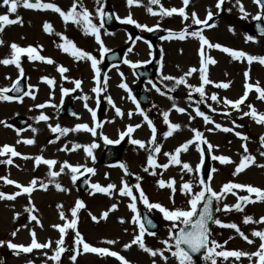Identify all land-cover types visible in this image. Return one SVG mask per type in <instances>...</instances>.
<instances>
[{
	"label": "rangeland",
	"instance_id": "374dc122",
	"mask_svg": "<svg viewBox=\"0 0 264 264\" xmlns=\"http://www.w3.org/2000/svg\"><path fill=\"white\" fill-rule=\"evenodd\" d=\"M42 2H55L58 6L65 10L71 4V0H42ZM82 2L89 8V10H93V8H95V0H82ZM108 2L111 3L116 13L121 17H125L129 12H131L133 18L141 24L154 26L158 23L157 17L146 11L148 0H143L142 6H132L131 8L126 5V0H107V3ZM240 2L245 11L249 14L247 18H242L239 6L236 4V0H225L221 6V10L224 13L235 15L236 18L231 17L232 21H234V19L240 20L239 24H241V26L237 27L239 32H237L238 34L236 33L235 37H232V35L234 36V33L228 31L227 27L223 26V23L220 24L223 19L222 16H220L221 18H219L217 22V27H214L211 30L207 29L203 35L208 38L210 42L217 40V43L223 44V46H229L233 50L242 49L251 55L264 56V36H255L251 32L244 29V27L253 20L252 17L260 12V8L258 5H254L253 0H240ZM160 3L165 4L166 1L160 0ZM211 3L215 5V0H211ZM254 7H256V9ZM228 9H231V11L229 12ZM6 11L7 9L5 7H0V14H5ZM216 13L217 11L214 14ZM17 14L22 17L23 24L6 26L4 32L0 34L5 41V44L0 46V58H4L9 53L10 49L8 45L12 42H16L21 46L37 44L42 46L43 51L49 50V52H52L50 49H47V47L50 48L53 44L51 37L53 36L54 38H57V36L54 34L49 35L43 32L42 24L45 21L50 22L55 31L63 32L64 34H68L71 31H80L71 22L67 25H62V19H60V16L51 10H29L19 7L18 12L16 14H12L10 18H15V15ZM261 20L264 22V18ZM64 26L65 28H63ZM142 32L145 33L144 36H146L147 31L142 30ZM220 34H222L223 37H221ZM245 34L252 35L254 37V41L246 42ZM108 36V40L104 41L106 46H111V48L119 47L120 45L127 46V48L133 47V51L131 53H128L127 49L126 53L131 58H135L133 59L134 61L139 58L138 55L141 52L143 53L144 60L148 59L150 53L152 54L153 49L148 47V44L144 42V38L142 39L143 41H137L136 46H132V44L126 40L123 30H117L115 33L108 34ZM176 41L177 39L172 40L171 42L167 41L161 43L163 48H167L165 49L166 52L163 51L165 55H163L164 66L162 72L165 75L179 77L189 68L199 67V57L197 52L198 39L187 37V40L184 42ZM92 44L94 45L93 42ZM208 51V55H211L217 61L215 65L208 66L209 78L214 83H231L227 90L216 88L214 84L206 85L205 93L207 99L206 103L200 104V109L207 115L211 116L215 123L221 124L222 127H233V120H235L237 124L242 125L243 127L236 129V131H240L249 137L247 147L249 152L256 157V164L249 166L244 171L245 173L242 172L236 176H232L231 173L234 171L235 164L222 165L219 161H214L211 157L212 155H226L230 157L232 161L238 163L243 154L241 144L244 142L241 141L240 138L236 137L234 132H224L222 130L209 132L208 129L214 128V124L205 125L203 118L201 117H196L195 119L189 121L187 114H179L174 109L170 112L169 119L172 123L181 124V128L175 131L171 137L165 139L163 137V133L167 131V125L163 123L162 112L171 108L172 101L167 98V95H160L154 88L147 86L150 93L153 95L154 103L149 108H144L143 110L157 128V142L162 145L161 153L156 156L157 163H166L167 158L163 155V152H171L175 149V147L179 146V144L192 138L194 133L190 129L195 128L203 132L204 136L211 144L218 146L209 153V173L213 175L211 186L214 190L219 191L222 185L229 181L249 184L254 187L264 189V168L257 166L259 164H264V157L259 154L260 151H264V149L260 147L259 143V137L264 135V125L255 123V121L250 117L240 119L239 112L231 109L230 106H225L222 102L217 104L210 99V96L213 93H216L218 98L221 99L228 98L235 100L242 96L244 92L245 71L249 72L248 82L255 83L256 81H259L260 86L264 87V65H261L258 61H254L249 65L246 59L240 61L233 60L230 55H224L220 51L217 53L219 55L214 57L211 52L213 49ZM42 63L43 62L41 61L29 62L26 56L22 59V67L25 72L23 78H26L28 86H35V99L26 96L24 97L23 102L0 101V120L5 121L7 124L12 126L5 127L4 125H0V146L4 144L12 145L15 147L16 151L22 154L20 157L12 158V165L0 164V176H8L9 179L15 180L24 185H27L33 178L46 180L48 172L46 165L34 167V161L32 159L23 158V156L34 157L41 154L45 158L57 160L58 163L53 169L56 171L59 170L60 163L68 161L73 165L86 164L88 167H94L96 172L95 175L89 173L84 174L89 178V185L86 191H81L77 186V182L82 176L79 177L75 184H72L70 180V173L67 170L65 173H62L59 177H57V181L62 186L68 188V192L58 191L52 184L49 185L47 190L37 187L33 191L30 198L31 203L34 204L35 208L38 210L33 214L37 215L38 218L41 219L43 224L42 228L36 224H32L31 226L29 224L27 228L21 227L29 222L28 213L25 211V207L30 206L27 194H22L14 201L0 200V240H11L13 243L27 245L31 242L29 230L34 229L37 234L38 242H46L49 239L54 242L59 238V233L56 229H53L51 225L62 223L59 218L60 210L57 208V205H63V210L70 218L69 209L74 206L77 199H81L85 203V208L81 209L78 213L79 218L77 230L81 232L86 242L95 247H108L110 251H117L120 255L130 261V264H152L153 258L150 257L148 253L140 250L138 246L133 245L128 250L123 248V245L131 241L133 238L135 228V226L130 222L132 213L127 208L129 199L121 197L118 194L109 197L105 194L95 193L94 190L90 188V184L99 183L101 186H107L108 183H116L120 186L123 170L118 165L120 163H125L129 172L132 173V175L126 177L127 181L130 184H135L136 175H139L142 177V180L140 181L141 187L148 196L149 201L159 202L171 209L173 205L169 199L170 190L167 188L160 189L156 182L158 179H164L167 181L170 177H175L177 180V186H179L181 175L179 172V166L170 165L167 170L157 169V176H152L143 171V167L146 166L148 152L145 149H140L136 145H132L130 143V139H140L145 141L147 144V141L151 137V130L147 126V123L143 121L142 116L136 113L134 108L131 109L130 104L127 107L128 103L123 100L121 101L122 111L125 110V115H127L131 109V111H133L132 117L129 118L127 116L124 118H114L111 123H106L109 119H105V124L102 129H98V132L102 131L104 135H107L110 139L116 140L118 139L119 132L125 130L129 124L133 126L141 124V127L136 129L132 133L131 137H128L129 142L125 144V147H123L122 157L117 163H103L102 157L106 145L99 135L94 138L90 133L84 131H80L76 135L73 132H70L67 136L61 137L55 143H49L50 140H55V137L58 134L51 133L45 122H37L34 119L41 112H43L45 115L50 117V120L47 123H50L53 126L58 123L57 119L52 117L47 109H37L34 107L36 104L45 103L42 98ZM160 75L161 71L159 73V79ZM6 76H9L11 79H5ZM17 76L18 70L14 66L0 65V87L10 86L11 82L14 81ZM187 79L192 85L199 86L201 83L198 72L193 73V75ZM173 83V81H164L163 84L159 82L157 87L161 88V91L168 93V95L173 96L179 107H184L188 113L195 115L193 109L196 107L195 102L200 99L199 94L192 93V100L190 102L187 99V88L183 85L179 86L175 92H167L166 88H171ZM165 85L167 87H165ZM9 94L11 95V93ZM256 96L257 94L255 93V90H251L245 104L241 106V111H248V108L245 105L251 103L257 109L258 113H264V101L258 100ZM208 104H211L212 108H215L216 111L213 112L210 108H208ZM153 105H155V107H153ZM48 109H50V107H48ZM225 110L229 112L230 115H225ZM112 115L115 114H110L109 117ZM19 116L25 117L29 121L28 125L23 128H19L16 123V118ZM79 123H88L91 126V119H84L83 117H80ZM29 126L38 129V131L33 133ZM17 128L23 130L19 136H17ZM33 137L35 138L34 144L27 145L23 143L24 139H30ZM18 139L21 141L19 144H17ZM93 140H95V142L99 145L93 150L95 162L86 156L83 148L72 152L60 150L65 144H68L69 147L72 146V143L86 145L92 143ZM124 143L125 141L123 140L120 144ZM6 158V156L0 157V159ZM181 160L189 162L193 166L199 162V155L194 146H189V151L181 154ZM213 167L217 169L215 173H211V169ZM183 178L185 181L192 179L195 184L194 174H185ZM198 190V187H194V191ZM0 191L11 194L18 191V189L14 185H6L2 180H0ZM133 191L134 194H137L135 189ZM234 191L237 195H248L246 190L243 189ZM112 203H117L118 208L116 211L111 212L106 220H100L99 223L91 220L89 213L96 215L99 218L102 212L106 211ZM235 203L236 196L228 193L221 202V207L223 204L231 206ZM241 203L243 204V202ZM175 206L183 208L188 207L185 197L181 195L179 191H177L175 195ZM138 208L141 213L142 210L145 209L144 206L139 203ZM243 209V212H238L235 209H232L228 212L216 213V216L224 223H236L241 231H243L245 235H248L254 242L252 244H248L235 232L234 229L212 225V238H215L219 243H223L225 240L228 241V243L224 245L225 250H243L254 252L259 246V238L252 237L251 232L253 230H264V223L250 222L248 224H244L243 218L246 215H251L253 217V221H255L264 216V202L257 201L255 203L243 204ZM16 213H19V216L14 218ZM149 214L157 220L159 227L155 230L157 233L156 238L147 236V234L145 235V243L148 247L155 249L162 247L159 240L167 238V225L169 222L164 221L161 213L157 210H152ZM121 217H123L126 221L123 224L119 223V218ZM17 228H20V231L15 237H13L11 233ZM125 229L128 231L125 232ZM230 236L233 238L229 239ZM73 237L74 232L72 230H68L65 236V247L73 246ZM108 239L117 240L118 243L108 245L103 242ZM54 248L55 244L53 243L52 249H34L31 253H20L19 255H16L5 245L0 247V262H2V264H26L27 261H33L34 264H44V262L47 261V264H55L54 261L48 260V256L53 254ZM219 250L220 249H218V251ZM45 252H47V256H45ZM71 254V252L62 254L61 264H71V261L69 260V256ZM155 260L156 264H163L159 256L155 257ZM75 264H121V262L110 256H100L95 253H82L78 255ZM168 264H177V262L174 258H170ZM199 264H210V262H205L202 259ZM217 264H249V260L247 257H242L240 261H235V258H229L227 261H224L222 258H217ZM252 264H256V258H253Z\"/></svg>",
	"mask_w": 264,
	"mask_h": 264
},
{
	"label": "snow or ice",
	"instance_id": "6c2138e0",
	"mask_svg": "<svg viewBox=\"0 0 264 264\" xmlns=\"http://www.w3.org/2000/svg\"><path fill=\"white\" fill-rule=\"evenodd\" d=\"M225 0H217L215 4V8L217 9L216 15L219 14L221 10L222 4ZM253 2L258 5L260 8V12L257 15L253 16V20L260 21L264 18V0H253ZM107 0H95V8L93 10H89L88 7L84 5L82 0H71L70 6L65 10L58 6L55 2H42V0H0V7H5L7 9L5 14H0V34L4 32L6 26L23 24V19L18 14L15 15V18H10L12 14H16L18 12L19 7H23L24 9L29 10H51L54 13H57L63 23L67 25L71 22L75 25L83 35L91 36L94 38L95 43L98 45L99 59L96 55H93L92 52L86 51L79 47L72 39L66 36L63 32L55 31L53 25L45 21L42 24V30L46 34L55 35L59 38V43H56L55 46L62 51L63 53L68 54L75 61H88L90 62L91 69L94 72L93 80L95 81L94 86L91 89V92L95 94L96 105L97 108L100 104V96L102 93L107 92L108 80L109 77L107 73H104L103 78H101L102 69L98 66L103 61L105 55L111 51L109 49L102 37L101 30L105 29V24L115 19L119 21L121 24L126 25H134L136 28L141 29L147 32H154L160 28V24L157 23L154 26H149L147 24H141L137 20H135L131 14L128 13L127 16L121 18L119 15L109 12L106 10ZM190 0H182L183 7L176 8H166L161 3L160 0H148V4L146 6V11L153 15H159L161 18L171 17L174 13H178L180 17H182V21H188L191 18V24L185 25V27L180 31H173L171 29H165L167 35L161 36V40H172L179 39L181 41L185 40L187 37H193L198 39L199 48H198V57H199V67H191L187 71L183 72L179 77L173 75H165L162 72L163 69V49H161V57H160V67H161V75L159 82L163 84L164 81H173V86L168 88V92H175L177 88L181 85L185 86L188 91L187 99L191 102L192 93H198L200 99L195 102L196 107L193 109L195 115L192 113H188L184 107H179L175 101V98L168 93L161 91V88L157 87L156 83H153L151 80L148 83L152 84V87L156 90L160 95H167V98L172 101V106L169 110H165L162 112L163 123L167 125V131L163 133V137L167 139L171 137L173 133L181 128V124L172 123L169 119L170 112L174 109L179 114H187L189 117V121L195 119L196 117L203 118L205 125L214 124V128H209L208 131L212 132L214 130H222L224 132H234L235 136L240 138L244 143L241 144V148L243 149V154L238 163L231 160L230 157L226 155H212V159L214 161H219L222 165L235 164L234 171L231 173L232 176H236L242 172H244L249 166L256 164V157L249 152L247 147V141L249 137L240 131H236V129L243 127L236 123L235 120L232 121L233 127H222L221 124L215 123L211 116L207 115L204 111H201L200 104L206 103V93L205 86L214 84L216 88L227 89L230 86L231 82L224 83H214L208 75V66L215 65L217 61L211 56L207 54L206 49H218L223 53L230 55L233 60H243L246 59L248 64L250 65L254 61H258L261 65H264V56H256L248 54L242 50H233L230 47L223 46L220 43H212L203 35L204 28H214L216 27L215 23H209V21L213 20L214 13L209 9L206 14L205 19H199L197 17V13L193 11L191 13V17L186 13L185 8L189 5ZM236 4L239 6V11L241 13L242 18H247L248 13L245 11L243 5L240 0H236ZM126 5L131 8L132 6H142L143 0H126ZM153 5H159V12L153 11ZM230 12L231 9H228ZM98 21V22H96ZM192 25L203 26L193 31H189ZM258 32L264 35V26H261L259 23L256 25ZM230 32L234 33V28L229 26L228 29ZM105 33L107 31L105 30ZM143 37L136 36L134 39L131 34L128 35V40L132 42L134 46L136 41L142 40ZM245 41H254V37L252 35L245 34ZM148 44V47L151 49L152 45L148 41H144ZM5 44L4 39L0 36V46ZM10 51L4 57L0 58V65L3 66H14L18 70L17 78L11 82L10 86L0 87V101L11 102V101H19L23 102L24 97L28 96L32 99H35L36 91L35 86L29 85L28 90L25 91L21 87V80L25 75L24 68L22 67V57L26 56L29 62L32 61H41L46 62L49 65H53L56 62L49 57H45L41 55L42 46L41 45H27L21 46L16 42H12L8 45ZM133 51V47H129L127 49L128 53ZM151 55V53H150ZM151 61H137L133 62L125 57L122 60V63L125 65H129L131 68L136 69L140 66L141 63H150ZM113 67H116L113 65ZM57 71L60 74L62 80H68L69 77L65 75L69 71L67 67L62 65H56ZM199 73V79L201 83L199 86L192 85L188 82V77H191L193 73ZM121 76V83L118 87L125 90L128 94L127 98L132 101L135 105V112L142 116L143 121L147 123V126L151 130V137L147 141L140 139H130V143L132 145L138 146L140 149H145L148 152L146 166L143 167V171L152 176H157V169L167 170L169 166H179L180 172V183L177 186V180L175 177H170L167 181L164 179H158L157 185L160 189L167 188L170 190L169 199L173 205L170 209L159 202H150L148 196L144 192L141 187L140 181L142 177L136 175V183L130 184L126 177L132 175L129 172L128 167L125 163H120L118 166L123 170V176L121 178L120 186L116 183H108L107 186H101L99 183L90 184V188L94 190L95 193L105 194L109 197H112L118 194L121 197H126L129 199L127 203V208L132 213L130 217V222L135 226L134 235L131 241L125 243L123 248L125 250L130 249L133 245L139 247L140 250L148 253L150 257L153 258L152 264H156L155 257L159 256L163 264H168L170 258H174L177 264H196V259H194V254L197 255V259L202 258L205 262H210V264H217V258H222L224 261H227L229 258H235V261H240L242 257H247L249 260V264H252L253 258H256V264H264V230H253L251 232L252 237H258L260 240L259 246L256 251L248 252L243 250H225L224 245L228 243L225 240L223 243H219L215 238H212V230L211 226L216 225L222 228L234 229L235 232L248 244H252L254 241L249 238L248 235H245L243 231L238 227V225L234 222L232 223H224L217 216L216 213L228 212L232 209H235L238 212H243V204L247 203H255L257 201L264 202V189L259 187H254L249 184L244 183H235V182H227L222 185L219 191H216L211 186V181L213 179V175L209 173V170L204 167L205 165V155L207 152H212L214 148L218 146H214L211 144L207 138L204 136V133L192 128L190 129L194 135L192 138L187 139L186 141L179 144V146L175 147V149L171 152H163V155L167 158L166 163H157L156 156L161 153L162 145L157 142V128L155 127L153 121L149 118V116L145 113V111L140 107V102L137 98L132 95L131 89L128 84L123 80V73H119ZM245 83H244V92L243 95L238 99L232 100L228 98H218L216 93H213L210 96V99L217 104L221 102L225 106H230L231 109L240 113L239 118L243 119L244 117H250L255 121V123L259 125H264V113H258L257 109L251 104H246L245 106L248 108V111H241V106L245 104L249 96V92L251 90H255L257 94L256 98L260 101H264V87L260 86L259 81L255 83H250L249 81V72H244ZM5 79H11L9 76H6ZM47 85H49L50 89H54L55 79L44 76L41 78ZM74 87L71 89L64 88L61 86V104H63V97L67 96L70 92H75L77 89L82 91L81 85L82 81L80 79H74L72 81ZM165 87H167L165 85ZM9 93H19V95H10ZM78 99L83 101L84 108L90 113L92 125L90 126L88 123H77L73 127H62L59 123L53 126L50 123H47L50 120L48 115H45L41 112L34 119L37 122L43 121L47 124V127L50 129L51 133L58 134L55 137V140H50L49 143H55L61 137L67 136L70 132H80L84 131L90 133L92 137H97L98 135L102 138L105 145L112 144H120L121 141L125 139V137H131L132 133L141 127V124L131 125L129 124L125 130L120 131L118 135V139L113 140L110 139L107 135H104L102 131L98 132V129H102L103 121H98L97 119V108L90 107L88 104V100L90 97L87 94H83ZM104 99L107 103L115 110V116L123 117L125 113L122 111L120 107H118L113 101L110 95H105ZM46 106H51L57 108L59 110V106L48 103H41L34 105L37 109H44ZM191 106V104H190ZM213 112L216 111L215 108H212L211 104L207 105ZM155 107V105H153ZM225 115H230L229 112L225 110ZM71 115L79 119V116L76 112H72ZM133 115V111H129L127 116L131 118ZM108 123L113 122L112 120L107 121ZM0 125H4L5 127H12L10 124H7L5 121L0 120ZM31 131L36 133L38 129L31 127ZM22 129L17 128V136L20 135ZM21 141L18 139L17 144ZM23 143L27 145H32L35 143V138L24 139ZM260 147L264 149V135L259 137ZM202 145H207V149L202 147ZM99 145L93 140L92 143L81 145L79 143H72V146L69 147L68 144H65L60 150L66 152H72L77 149L83 148V151L86 153V156L91 158L93 162H95V156L93 150L97 148ZM189 146H194L199 155V162L193 166L189 162H184L181 160V154L187 153L189 151ZM260 156L264 157V151H260ZM22 154L16 151L15 147L9 144H4L0 146V157H7L6 159H0V164L12 165L13 157H20ZM24 159H32L34 161V167H39L40 165H46L48 168L47 178L46 180H39L38 178H33L27 185L21 184L15 180L9 179L8 176H0V180L4 182L6 185H14L18 191L8 194L3 191H0V200H9L14 201L17 197L22 194H27L29 197V205L25 207V211L28 213L29 222H35V224L39 227H43L42 221L38 218L37 215L33 214L38 210L35 208V205L31 203V194L33 191L39 187L40 189L47 190L49 185L52 184L58 191L68 192L69 189L62 186L58 181L57 177H59L62 173H65L67 170L70 173V180L72 184H75L80 176H83L85 173H89L95 175L96 169L94 167H88L86 164H76L73 165L68 161H63L60 163L59 170H53L54 166L57 165V160L45 158L42 154L32 156H23ZM258 167L264 168V164L257 165ZM203 169V171H202ZM217 169L213 167L211 169V173H215ZM185 174H194L195 184L192 179L187 181L184 180ZM85 183H88V180H85ZM194 187H198V191H194ZM136 190L137 194H134L133 190ZM243 189L246 190L248 195H237L234 190ZM179 191L181 195H183L186 199L187 208L176 207L175 206V195ZM228 193L236 196V203L233 205L223 204L221 207V202L226 197ZM91 194V193H90ZM251 194H255V200L251 199ZM215 202V203H214ZM243 202V204L241 203ZM138 203L142 204L144 208L147 210L146 213L142 214L140 209L138 208ZM57 208L59 211V218L62 223L53 224L51 227L56 229L59 233V238L54 242L49 239L46 242H38L37 234L34 229H30L31 242L27 245L13 243L11 240L5 241L0 240V247L7 246L9 250H12L14 254L19 255L20 253H31L34 249L36 250H44V249H52L53 243L55 244V248L53 249V254L48 256V260L54 261L55 264H61V256L66 252H71L72 254L69 256V260L71 264H75L78 255L82 253H95L100 256H110L116 258L121 264H130L124 256L120 255L117 251H110L108 247H95L92 244L85 241L83 235L80 231L77 230L78 227V213L81 209L85 208V203L81 199H77L69 209L70 218L66 215L63 210V205L58 204ZM118 208L117 203H112L110 207L102 212L101 216L98 218L96 215H92L89 213L91 220L93 222L99 223L100 220H106L111 212L116 211ZM152 210H157L162 215V219L166 222H169L167 225V238L159 240V243L162 247L152 248L148 247L145 243V235L151 236L153 238L157 237L156 231L150 230L149 225L152 228H155L156 225L152 218L148 215ZM19 213L15 214V217H18ZM125 219L123 217L119 218V223H125ZM250 222L253 223H264V216L260 217L258 220L253 221V217L251 215H246L243 218V223L248 224ZM21 227L27 228V225H22ZM68 230H72L74 232L73 237V246L65 247V236ZM20 231V228L15 229L11 235L15 237L17 233ZM128 230L125 229V232ZM233 237H229L232 239ZM108 245H114L118 243L117 240L108 239L103 241ZM218 249H220L218 251ZM167 253V255H166ZM45 256H47V252H45ZM2 264V262H0ZM26 264H34L33 261H27ZM47 264V261L44 262Z\"/></svg>",
	"mask_w": 264,
	"mask_h": 264
},
{
	"label": "flooded vegetation",
	"instance_id": "af4514ba",
	"mask_svg": "<svg viewBox=\"0 0 264 264\" xmlns=\"http://www.w3.org/2000/svg\"><path fill=\"white\" fill-rule=\"evenodd\" d=\"M166 8H171V7H176L180 8L183 7L182 0H168L165 4H162ZM154 11L157 13L159 12V6L154 5L153 8ZM186 13L191 17V13L195 11L197 13V17L201 19L205 12L207 11V3L205 0H194L190 3L189 5L185 8ZM158 18L160 28L163 29H171L173 31H180L182 30L185 25H190L191 24V18L188 21H182V17L178 13H174L171 17H164L161 18L159 15H156ZM218 21H212L210 23H215L217 27ZM129 25L126 26V29H129ZM198 28H201V26L198 25H192L189 31L196 30ZM205 30H203V33ZM68 36L70 39H72L79 47L86 51H90L93 53V55H96L97 58L99 59V52L97 49L93 46L92 42L93 39L90 36H85L81 33V31L78 32H69L68 34H65ZM193 38V37H192ZM176 40V39H172ZM187 40V38L185 39ZM185 40L181 41L177 39V41L184 42ZM176 41V42H177ZM59 38L53 42V52L55 53L52 55V59L56 62L53 65H49L46 62L42 63L43 70H42V77L47 76L49 78H54L55 79V86L54 89H50L49 85H47L43 80H42V98L46 100H50V102L54 105L59 106V110L57 108H52L51 109V114L55 116L59 121L60 125L62 127H73L75 124H77V118L73 117L71 113L74 111L78 114L79 117H85L91 118L90 113L84 108L83 106V101L81 99H78L77 97L87 94L90 99L88 100V104L90 107L97 108L96 105V99H95V94L91 92L92 87L95 84V81L93 80V70L91 69L90 62L88 61H75L73 58H71L68 54L63 53L60 51L55 44L59 43ZM91 42V43H90ZM199 45V44H198ZM197 45V49L199 46ZM161 47L156 46V52L158 55H161ZM164 51V49H163ZM173 55V54H172ZM45 57H48L45 55ZM170 61V60H169ZM104 59L101 62L100 65H98L101 69V78H103V72L107 73L109 80H108V87H107V92L102 93L100 96V102H104V109L100 111V118H106L110 114H115V110L107 103V101L104 99L105 95H110L115 102V104L121 107V101L123 100L124 102L128 103L127 107L129 104L132 103L131 100L127 98V93L125 92L124 89L118 87V85L121 83V76L119 73H123V80L126 82L131 89L132 95L136 97V91L138 86H141L142 83L139 82L138 85L134 83L129 82V77L128 73L126 72L125 69H121V71L118 73L114 71V67H105L104 66ZM56 65H62L64 67H67L69 71L65 73L66 76L69 77L68 80H62L60 77V74L57 71ZM74 79H80L82 81V91L80 89H77L75 92H70L67 96L63 97V104H61V86L64 88L71 89L74 87V84L72 81ZM98 108H97V113H98ZM126 113V111H123ZM115 116V115H114ZM63 120H67L65 124H63ZM75 133V132H73Z\"/></svg>",
	"mask_w": 264,
	"mask_h": 264
},
{
	"label": "water",
	"instance_id": "95a60500",
	"mask_svg": "<svg viewBox=\"0 0 264 264\" xmlns=\"http://www.w3.org/2000/svg\"><path fill=\"white\" fill-rule=\"evenodd\" d=\"M257 24H258V23H256V25H257ZM107 25H108L109 27H111L110 29H114V26H113V25H115V21H114V19H113L112 21L108 22ZM260 25H261V24H260ZM261 26H264V25H261ZM255 27H256V26H255ZM256 30H257V28H256ZM257 31H258V30H257ZM153 69H154V66L152 65L151 68H150L151 73L153 72ZM20 122H21V125L26 124V121H25V120H21ZM119 157H120V151L117 150V149H115V148H113V147H110L109 150H108L107 158H106L105 161H106V162L117 161V160L119 159ZM85 180H87V179L84 178V179L82 180L81 184H80L82 189H86V187H87V184L85 183ZM150 218H151V217H150ZM153 221H154V220H153ZM154 223H155L156 227H155V228H152V226L149 225V226H148L149 229L154 230V229L157 228V226H158L157 223H156L155 221H154ZM197 255H199V254H194V259H196V261H199L200 259H197Z\"/></svg>",
	"mask_w": 264,
	"mask_h": 264
},
{
	"label": "bare ground",
	"instance_id": "6f19581e",
	"mask_svg": "<svg viewBox=\"0 0 264 264\" xmlns=\"http://www.w3.org/2000/svg\"><path fill=\"white\" fill-rule=\"evenodd\" d=\"M194 1V0H193ZM192 2V1H191ZM205 2L206 3H209V0H205ZM234 16V15H233ZM233 16H231V15H229V14H227V13H225V14H223L222 15V20H223V23H224V25H229V24H238L239 22H235V23H233L232 22V20H231V17H233ZM235 17V16H234ZM226 21V22H225ZM244 52H246V51H244ZM246 53H248V52H246ZM248 54H250V53H248ZM166 90H167V92H168V87L166 88ZM227 90V89H226ZM223 127H226V126H223ZM245 173V172H244ZM251 199L252 200H254L255 199V194H251ZM29 224H30V226L32 225V224H35V222H28V223H26V225L27 226H29Z\"/></svg>",
	"mask_w": 264,
	"mask_h": 264
}]
</instances>
